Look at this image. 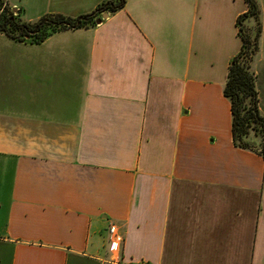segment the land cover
<instances>
[{
	"label": "crops",
	"instance_id": "obj_1",
	"mask_svg": "<svg viewBox=\"0 0 264 264\" xmlns=\"http://www.w3.org/2000/svg\"><path fill=\"white\" fill-rule=\"evenodd\" d=\"M24 1L35 23L109 0ZM247 10L126 0L41 44L0 32V264H264V158L224 95Z\"/></svg>",
	"mask_w": 264,
	"mask_h": 264
},
{
	"label": "trees",
	"instance_id": "obj_2",
	"mask_svg": "<svg viewBox=\"0 0 264 264\" xmlns=\"http://www.w3.org/2000/svg\"><path fill=\"white\" fill-rule=\"evenodd\" d=\"M245 2L247 13L239 17L237 22L241 50L230 66L224 95L231 102L234 145L256 152L264 158V116L259 106L257 77L252 71L262 35L261 12L257 0ZM125 4L126 0H109L103 3L91 14L83 16L87 20L82 21L77 29L98 24L97 21L102 15L115 14ZM81 18L49 15L38 22L30 23L23 19L21 10L17 11L9 5L8 0H0V32L21 42L41 44L58 32L76 29L75 26ZM250 21L253 22L251 25ZM252 134L261 137L260 146L253 143Z\"/></svg>",
	"mask_w": 264,
	"mask_h": 264
},
{
	"label": "rangeland",
	"instance_id": "obj_3",
	"mask_svg": "<svg viewBox=\"0 0 264 264\" xmlns=\"http://www.w3.org/2000/svg\"><path fill=\"white\" fill-rule=\"evenodd\" d=\"M13 1H17V0H13ZM257 1L259 3V0H257ZM17 3H19V2H17ZM23 3L24 4H22V5H24V7L28 6L29 9H30V12L27 14L28 19L31 18V17H35L34 16L35 14H34L33 10L31 9L29 1L25 0ZM19 5H21V4H19ZM15 9H17V8H15ZM22 13H23L22 17H24V12H22ZM23 19L25 20L26 18L24 17ZM255 59H256V57H255ZM258 61L259 60H257V59L255 60L254 68L252 67V71L256 74L257 84L259 85L258 88H260V95H259L260 103H259V106H261V104L264 105V68H263L264 64H261L263 66V67H261V66H259ZM258 92H259V89H258ZM251 140L253 141V143H255L258 146H260L261 137H259V136L255 137L254 134H252L251 135ZM247 258H248V255H247Z\"/></svg>",
	"mask_w": 264,
	"mask_h": 264
},
{
	"label": "built area",
	"instance_id": "obj_4",
	"mask_svg": "<svg viewBox=\"0 0 264 264\" xmlns=\"http://www.w3.org/2000/svg\"><path fill=\"white\" fill-rule=\"evenodd\" d=\"M110 233V250H119L123 243V237L119 234L116 226H112L109 230Z\"/></svg>",
	"mask_w": 264,
	"mask_h": 264
},
{
	"label": "water",
	"instance_id": "obj_5",
	"mask_svg": "<svg viewBox=\"0 0 264 264\" xmlns=\"http://www.w3.org/2000/svg\"><path fill=\"white\" fill-rule=\"evenodd\" d=\"M108 16H109V14H104V15H103V18L99 19V20L97 21V23H98V24L102 23V21L105 20V19H107ZM86 20H87L86 17H82V18L78 21V23H77V25L75 26V28H76V29L79 28L80 25H81V23H82V21H86Z\"/></svg>",
	"mask_w": 264,
	"mask_h": 264
}]
</instances>
